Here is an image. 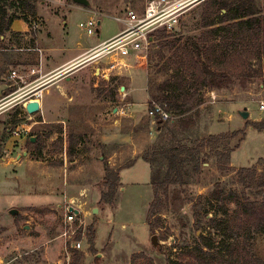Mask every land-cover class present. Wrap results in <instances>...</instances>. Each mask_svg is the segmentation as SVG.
Masks as SVG:
<instances>
[{
    "label": "rangeland",
    "instance_id": "rangeland-1",
    "mask_svg": "<svg viewBox=\"0 0 264 264\" xmlns=\"http://www.w3.org/2000/svg\"><path fill=\"white\" fill-rule=\"evenodd\" d=\"M147 1L89 0L88 6H82L72 0H37L28 30L7 32L1 38L0 264H166L168 257H178L180 247L192 248L195 235L200 234L210 236L215 245L222 236L232 234L239 245L264 249V234L225 231L223 226L216 233L202 217L206 211L220 216L217 210L223 204L234 209L236 203L227 197L231 192L238 199L258 196L256 189L244 188L237 173L241 168L264 173V112L258 108L264 100V75L251 76L264 66L263 52L260 60L251 58L262 51V41L254 45L249 41L246 47V39L242 40L247 69L235 75L227 88L214 90V97L205 95L204 103L186 115L191 117L185 130L189 139L210 134L224 137L205 148L209 156L200 157L198 172L188 183L169 188L167 206L151 216L150 223L151 171L142 156L149 150L152 157L153 150L148 148L158 137L157 122L148 114L150 99L166 108L151 97L170 74L166 68L172 51H165L162 44L173 38L198 42L210 28L205 24L221 25L210 0L190 4L172 36L149 44L145 60L129 58L130 66L112 72L108 79L98 76L92 65L73 67L63 76L50 71L59 61H50V38L63 36L64 52L67 48L72 55L80 45L116 33L120 24L113 17L129 10L138 13ZM16 14L21 16L19 11ZM93 16L100 25L89 35L79 23ZM158 51L164 52L162 60ZM35 66L42 71L32 76ZM11 70L23 79L10 78ZM36 85L41 108L28 114L22 109L23 93ZM243 109L249 112L247 119L239 114ZM169 113L166 121L178 120ZM15 129L21 131L19 136L12 133ZM216 146L227 150L230 168L226 172L220 171L213 154ZM107 166L119 173L111 203L100 202ZM217 187L223 189V202L210 199ZM66 206L80 210L67 226L69 256L61 237ZM13 208L19 210L15 216L9 213ZM152 234L161 242L160 250L151 245ZM77 241L78 249L73 246Z\"/></svg>",
    "mask_w": 264,
    "mask_h": 264
},
{
    "label": "trees",
    "instance_id": "trees-1",
    "mask_svg": "<svg viewBox=\"0 0 264 264\" xmlns=\"http://www.w3.org/2000/svg\"><path fill=\"white\" fill-rule=\"evenodd\" d=\"M36 1L0 0V40L7 32H11L10 26L15 19H22L30 27L29 16L36 15ZM210 3L220 17L217 23L221 25L215 26L216 22L205 24L210 27L206 32L207 36L205 34V38L198 42L182 43L180 38H173L162 44L165 51H172L170 65L166 68L170 74L159 84L156 92H152L151 97H156L178 120L168 122L157 117L155 121L158 137L148 148L153 150L152 157L149 156V150L142 156L151 171L153 197L147 214L149 223L151 216L167 206L169 188L188 183L192 175L198 172L200 157L206 160L209 156L204 152L205 148L219 143L224 137L221 134H210L206 138L189 139L185 130L191 117L186 115L193 108L202 105L205 95L210 91L227 88L235 75L247 69V66H243L241 49L249 47V41L253 45L255 42H263L262 51L253 53L251 58L260 60L262 52L264 53V0H210ZM222 10L225 12L222 13ZM169 36L172 35L159 33L150 44ZM245 39L243 46L241 41ZM158 53L162 60L164 52ZM262 75L264 66H259L251 76ZM252 127L259 128L258 124H253ZM213 154L219 159L217 163L220 171L226 172L230 168L227 150L216 146ZM105 170L100 202L111 203L119 184V173L108 166ZM237 174L244 188L256 189L255 194L258 196L238 199L231 192L227 197L229 201L232 199L236 203L234 209L229 210L223 204V208L217 210L220 216H209L206 211L202 217L207 227L211 231L216 230V233L223 226L225 231L232 228L246 234L256 232L261 236L264 234V173L257 175L249 168H241ZM223 197L221 187L213 188L210 192L212 200L223 202ZM150 229H153L151 224ZM194 238L192 248L180 247L176 254L178 257L174 260L168 257L166 264H264V249L252 250L250 245L249 248L239 245L232 234L222 236L216 245L210 236L204 234L195 235Z\"/></svg>",
    "mask_w": 264,
    "mask_h": 264
},
{
    "label": "built area",
    "instance_id": "built-area-1",
    "mask_svg": "<svg viewBox=\"0 0 264 264\" xmlns=\"http://www.w3.org/2000/svg\"><path fill=\"white\" fill-rule=\"evenodd\" d=\"M195 1L196 0H149L146 2L142 11L138 13L129 10L122 16L113 17V19L120 24V29L113 36L90 49L81 58L69 64L63 69V73H66L73 67L95 61L97 63L98 76L103 79H108L112 72L120 71L130 66L128 62L129 58L133 57L136 60H145L149 44L152 41L150 38H155L159 33H173L180 23L182 13ZM98 21L100 20L93 16L86 22H80L79 26L84 29L87 34L91 35L97 31ZM9 77L22 80V77L18 75L15 70L9 72ZM213 93V91H210L209 95L214 97ZM23 95L26 97L22 104L24 112H26L24 106L29 101L36 100L39 102V107L41 106V91H38V85H36L34 89H30V91L24 92ZM258 108L260 111L264 112V100L259 101ZM148 114L153 120L157 117L163 121L171 118L170 113L165 108L159 106L151 99L149 102ZM12 133L15 136H19L21 131L15 129ZM70 208L78 209L75 206H66L62 218L65 228L61 233V237H63V250L67 255L68 242L70 239L67 226H70L75 221L79 213H75ZM73 246L78 249L81 243L77 241Z\"/></svg>",
    "mask_w": 264,
    "mask_h": 264
},
{
    "label": "crops",
    "instance_id": "crops-1",
    "mask_svg": "<svg viewBox=\"0 0 264 264\" xmlns=\"http://www.w3.org/2000/svg\"><path fill=\"white\" fill-rule=\"evenodd\" d=\"M10 28H11V31H13V32H26L28 30V25L22 19H15L11 23ZM97 31H98V29H97ZM113 35H111V36H113ZM111 36L105 38L104 40L110 38ZM104 40H101V41L96 42V43H89L86 45L85 44L80 45V47L77 48V51L74 54L70 55L67 52V48L64 52V46L66 45V42H65V39L63 36L59 40H57V38H54V37L50 38L49 43H47L48 51L51 55H53V57L50 59V61L57 60V59L59 60V61H57V64L54 67L50 68V71H52V72L57 71L59 76L65 75L63 73L64 68H66L69 64L76 61L77 59L81 58L86 52H88L90 49L94 48L95 46H97L99 43H101ZM83 65H92L93 68L95 69V73H97V66H96L97 63L95 61L84 63L79 67H85ZM40 70L42 71L41 66H37V67L35 66L34 69H32L31 75L34 76V75H36V73H38V72L40 73ZM40 76H42V74ZM37 80H39L38 76H36V78H35L36 82H37ZM40 105H41V101H40ZM78 212H80V210H78Z\"/></svg>",
    "mask_w": 264,
    "mask_h": 264
},
{
    "label": "water",
    "instance_id": "water-1",
    "mask_svg": "<svg viewBox=\"0 0 264 264\" xmlns=\"http://www.w3.org/2000/svg\"><path fill=\"white\" fill-rule=\"evenodd\" d=\"M74 3H77V4H80L82 6H88L89 5V0H72ZM100 25V21L97 22V26ZM150 40H152V38H150ZM25 110L28 114H32V113H35L37 111H39V102L36 101V100H33V101H29L25 104ZM239 114L240 116L243 118V119H247L248 116H249V112L245 109L243 110H240L239 111ZM30 141H34V138H31ZM71 210H73L75 213H78V210L74 209V208H70ZM97 208H94L93 209V212L96 210ZM19 212V210L17 208H13L9 211L10 215L12 216H15L17 215ZM151 245L154 247V248H158L159 250L161 249V242L158 240V237L156 234H152L151 235Z\"/></svg>",
    "mask_w": 264,
    "mask_h": 264
}]
</instances>
